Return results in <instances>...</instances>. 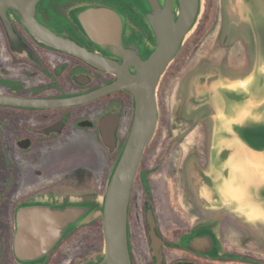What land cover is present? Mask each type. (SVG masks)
I'll list each match as a JSON object with an SVG mask.
<instances>
[{
    "label": "flooded vegetation",
    "instance_id": "flooded-vegetation-1",
    "mask_svg": "<svg viewBox=\"0 0 264 264\" xmlns=\"http://www.w3.org/2000/svg\"><path fill=\"white\" fill-rule=\"evenodd\" d=\"M224 2L222 19L214 22L219 32L211 38L207 56L182 68L176 58L169 68L174 71L160 85L159 127L145 151L129 205L133 264H264V221L251 222L228 206L207 205L200 193L199 172L209 169L214 117L221 109L214 82L246 77L257 51L241 0ZM84 5L118 10L156 44L133 0H38L36 9L49 27L95 51L70 16L71 10ZM10 31L24 49L13 47ZM115 79L112 73L38 42L0 1V95L65 97ZM2 106L7 109H0V149L8 151V157L3 159L6 173L0 176V264H33L21 262L14 252L18 206L37 196L104 192L131 126L133 98L120 90L71 107ZM108 114L119 115L114 152L104 144L100 128ZM48 163L53 168L48 169ZM98 217L96 223L76 227L38 264H96L104 247L102 215Z\"/></svg>",
    "mask_w": 264,
    "mask_h": 264
},
{
    "label": "water",
    "instance_id": "water-1",
    "mask_svg": "<svg viewBox=\"0 0 264 264\" xmlns=\"http://www.w3.org/2000/svg\"><path fill=\"white\" fill-rule=\"evenodd\" d=\"M13 10L40 43L68 52L116 79L86 93L57 98L0 95V105L53 109L86 104L125 90L133 98L131 126L100 194L37 196L16 211L14 252L23 263L38 264L76 227L102 214L104 247L96 264H133L128 222L134 182L160 122L159 88L181 48L203 16L205 0H133L153 32V45L118 10L84 5L70 16L93 42L95 51L49 27L38 14V0H0ZM251 25L257 55L250 74L214 82L221 109L214 117L209 171L200 188L205 204L228 206L251 222L264 221V0H241ZM13 47L26 45L10 31ZM119 115L101 119L104 144L118 146ZM199 229L194 232L199 234ZM194 233V234H195ZM195 238V237H194ZM201 246V244H198ZM205 246V245H202Z\"/></svg>",
    "mask_w": 264,
    "mask_h": 264
},
{
    "label": "rangeland",
    "instance_id": "rangeland-1",
    "mask_svg": "<svg viewBox=\"0 0 264 264\" xmlns=\"http://www.w3.org/2000/svg\"><path fill=\"white\" fill-rule=\"evenodd\" d=\"M224 0H212L211 1V4H208V0H205V9H204V13H203V16L198 24V27L197 29L195 30V32H197L199 26L202 25L203 22H206L205 23V28H204V31H203V34L201 32V37L198 41V44H197V47L193 50V52L189 55V57L187 58V60L185 62L182 63V65H180V68H182L183 65H185L188 61H192V59L194 60H197L203 56H207L206 53H208V44L209 42L211 41V38L212 37H215L216 34H218V29H217V26H216V23L214 25V22L215 20L220 22V20L222 19L223 17V14H224V9L226 7L225 4H223ZM225 3V2H224ZM195 32L193 33V35L188 39L190 40ZM254 33V31H253ZM255 38V37H254ZM187 40V41H188ZM256 40V39H255ZM257 44V43H256ZM256 55H257V51H256ZM203 59H206V58H203ZM255 61H256V58H255ZM255 64V62H254ZM176 64L174 63L172 66L174 67ZM254 67V65H253ZM173 69V70H172ZM253 69V68H252ZM174 71V68H171V69H168L167 73L165 74V76H168L170 74V72H173ZM252 71V70H251ZM251 71L248 73L250 74ZM223 80V79H222ZM225 80H230V79H225ZM160 110H161V105H160ZM161 117V116H160ZM160 123V122H159ZM89 153V151H88ZM46 167L49 169H51V167L53 168L52 164L48 163V165H46ZM209 169H207L206 171L204 172H199L201 174V179H202V185L204 184V177H203V173L205 172H208ZM103 193V192H102ZM89 194H100V193H89ZM100 212H97L94 217L89 221V222H92V223H96V219L99 218L98 216H100ZM102 215V214H101ZM99 221V219H97ZM88 222V223H89ZM87 224V223H86ZM92 226H89L87 227V231L88 233H92ZM101 253V252H100ZM99 253V254H100ZM97 254V256L99 255Z\"/></svg>",
    "mask_w": 264,
    "mask_h": 264
},
{
    "label": "trees",
    "instance_id": "trees-1",
    "mask_svg": "<svg viewBox=\"0 0 264 264\" xmlns=\"http://www.w3.org/2000/svg\"><path fill=\"white\" fill-rule=\"evenodd\" d=\"M206 22H203L202 25L199 26L197 32H195L194 36L184 44V46L181 48V50H180V52H179V54L177 56V60L175 62H179L182 65V63L187 60L189 55L197 47L198 42L196 43L194 41V39H195L196 35H199L201 37V32L203 33ZM199 39L200 38H197V41ZM0 109H7V107L0 105ZM6 152H8V151H4L3 149H0V176H2L3 174L6 173L5 168L7 167V165H5L4 162H3V159L8 157V154H6ZM10 152L11 151H9V153Z\"/></svg>",
    "mask_w": 264,
    "mask_h": 264
}]
</instances>
